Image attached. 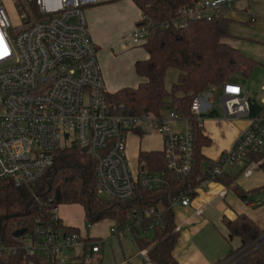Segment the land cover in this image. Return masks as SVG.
Wrapping results in <instances>:
<instances>
[{
	"label": "built area",
	"instance_id": "1",
	"mask_svg": "<svg viewBox=\"0 0 264 264\" xmlns=\"http://www.w3.org/2000/svg\"><path fill=\"white\" fill-rule=\"evenodd\" d=\"M112 1L0 0V182L28 189L35 201L39 200L41 187H46L55 172L57 154L73 147L94 161L95 188L104 198L127 202L135 197L138 187L150 191L167 187L164 172L132 169L128 144L133 133L160 135L167 170L179 178H187L193 172L195 139L191 120L202 126V95L191 105V118L172 109L132 116L126 113L123 103L111 101L99 50L92 40L83 8ZM238 1L195 0L192 6L177 10L165 20L142 13L131 37L135 42L145 43L159 30L212 22L232 10ZM9 6L19 27L9 21ZM220 97L225 118L247 119L249 126L219 166L210 172L214 178L246 162L249 154L264 153V105L259 114L252 116L244 89L235 83L225 84ZM178 122L186 124L184 132L174 130ZM211 182H201L197 192ZM38 184L39 190H35ZM192 200L181 195L172 207H188ZM58 209L53 210L51 220L38 221L32 239L27 240L25 234L17 239V245L0 247V255L23 251L26 257L40 256L64 264L68 261L63 251L84 243L85 263L92 264L93 255L101 252L103 241L88 242L79 234L68 232ZM161 215L154 208L144 210L122 228L112 225L110 233L118 239L128 235L135 239L146 231L143 219L151 220L148 231H152L161 224ZM142 254V264H151L148 251Z\"/></svg>",
	"mask_w": 264,
	"mask_h": 264
},
{
	"label": "trees",
	"instance_id": "2",
	"mask_svg": "<svg viewBox=\"0 0 264 264\" xmlns=\"http://www.w3.org/2000/svg\"><path fill=\"white\" fill-rule=\"evenodd\" d=\"M114 1V0H113ZM143 14L157 20L170 19L184 7H190L195 0H133ZM230 21L218 17L212 22H197L185 29H163L150 36L143 48L149 59L138 61L135 70L138 77L145 79L138 88H123L111 96L114 103H123L128 115L136 116L144 112L160 114L172 109L181 116L191 118V105L194 99L215 90L220 96L222 87L234 83L237 77L249 79L253 70L261 65L245 56L240 50L229 46ZM264 66V64H263ZM180 72L178 81L170 92L165 87V77L170 70ZM261 108L251 104V115L259 114ZM214 114V113H213ZM195 139V165L187 178H179L168 171L162 152H141L139 165L144 171L164 172L168 186L159 190H144L138 187L135 197L127 202L107 199L98 194L95 188L96 175L94 161L79 148H71L57 154L58 163L54 174L47 182L45 192L34 201L28 215L10 219L0 225V247L17 245L15 232L26 229L34 233L38 221L51 220L53 210L62 205H79L85 212L87 221L97 224L111 221L119 228L136 218L140 212L156 209L162 212L161 224L148 231L150 219H143L145 232L134 240L139 250H147L151 264H178L173 256L179 232L175 225L172 203L181 195L194 199L197 188L203 181H212L232 189L239 197L244 192L236 185V178L225 173L212 177L219 166L208 160L202 150L210 145L204 136L202 126L191 120ZM61 160V161H60ZM248 164H260L264 172V153L249 154ZM38 184L35 190H39ZM256 192L264 191V186ZM0 198L19 202L25 209L33 200L32 193L15 186L11 182H0ZM25 212V210L23 211ZM231 237L240 238L242 246L226 260L216 264H264V229H261L249 216L240 214L233 221L224 219ZM70 233L80 234L79 229L64 225ZM148 231V233H147ZM26 233V234H27ZM137 234V232H135ZM88 242H93L87 239ZM0 264H59L55 259L34 256L26 257L23 251L15 255H0ZM64 264H86L85 256L75 257ZM96 264H101L98 262ZM131 264V263H126Z\"/></svg>",
	"mask_w": 264,
	"mask_h": 264
},
{
	"label": "crops",
	"instance_id": "3",
	"mask_svg": "<svg viewBox=\"0 0 264 264\" xmlns=\"http://www.w3.org/2000/svg\"><path fill=\"white\" fill-rule=\"evenodd\" d=\"M130 1L134 3L133 0ZM255 2L256 0H239L235 3L232 10L223 13V17L230 21L229 37L225 43L240 50L245 56L258 61L263 66L264 15L262 18L256 15ZM141 16L142 12L139 9V19L137 21L136 19L134 20L135 24L138 23ZM95 39L93 40L92 38L100 54L101 51L98 46L100 38L96 36ZM135 44L141 45L140 47L143 46L142 42H135ZM125 48L123 47V49ZM142 49L144 50L143 47ZM148 59L149 56L145 52L143 59L133 61L134 70L135 64L138 61ZM106 68L107 66H104V71L103 69L102 71L110 96L123 88L136 89L146 81L136 74L138 77L136 80L126 79L120 83L117 80L115 83L112 77H110V70ZM259 71L261 70L256 67L247 83L243 82L240 79L241 77H237L234 83L244 89V93L252 105L262 108L264 105V82L261 84L259 90L253 88L255 75ZM176 72L177 78L172 86L178 81L180 72L177 70ZM171 88L166 87V90L170 92ZM216 92L215 90L207 92L209 97L202 95V130L204 136L210 140V145L202 150V154L214 163L220 161L232 149L235 141L249 126L247 119L233 120L225 118L223 113H219L216 110V108L222 105L221 101H218V97L215 96ZM168 110H164V112ZM173 127L178 132L186 130V124L183 122L176 123ZM163 148L164 142L160 135L147 136L139 133L130 135L128 158L132 169L134 171L140 169L139 155L141 152H162ZM226 173L236 178V185L244 192V197H239L232 189L222 184L211 182L207 188L197 192V196L192 200L190 206L175 205L172 207L175 215L176 229L179 232V239L173 252V256L178 264H216L226 260L234 251L241 248V239L231 237L229 230L224 224V219L233 221L238 215L246 214L261 229H264V191H255L264 186V172L260 169V164L239 163L229 168ZM74 206L79 205H62L58 209V212L60 211L58 216L62 223L72 228L75 227L69 223H65V218L70 213L65 212L63 209L64 207ZM83 213L85 216L84 209ZM112 225L113 223L110 221L108 236L106 237L99 236L96 233L92 235L88 234L87 239L93 241L100 240L104 243L101 252L93 255L92 264L98 262L102 264L103 260L99 256L104 253L107 242L112 238L115 239L110 233ZM130 238L137 245L134 238L132 236ZM134 256L132 253L126 254L122 250V259L114 256V261L116 264H133ZM119 259L120 261H118Z\"/></svg>",
	"mask_w": 264,
	"mask_h": 264
},
{
	"label": "rangeland",
	"instance_id": "4",
	"mask_svg": "<svg viewBox=\"0 0 264 264\" xmlns=\"http://www.w3.org/2000/svg\"><path fill=\"white\" fill-rule=\"evenodd\" d=\"M83 10L93 40H96V36L100 38V40H98V46L101 51L99 54V62L103 71L104 66H107L110 70V77H112L115 83L117 80H119V83L126 79H131L132 81L136 80L138 77L133 67V61L141 60L145 56L144 50L140 47L141 45L135 44V41L131 37V33L136 26L134 20L136 19L137 21V19H139V9L136 5L130 0H114L103 4L89 5L84 7ZM8 12L11 25L19 27L20 24L11 6L8 8ZM255 12L258 17H263L264 0H256ZM123 47L126 48L123 49ZM114 66L115 69L113 70ZM257 67L261 71L255 75V82L253 84L255 90H259L261 84L264 82V66L259 65ZM176 78V70L167 72L165 77L166 87L171 88ZM250 78L245 79L241 77L240 79L247 83ZM115 87L117 86L115 85ZM205 96L206 94H204V97ZM220 99L221 97L219 96L218 101H220ZM45 189L43 185L40 193L45 192ZM24 210L25 207L23 204L0 198V217L23 214ZM63 210L70 213L67 218H65V223H69L79 229V235L82 239H87L88 234L92 235L94 233L102 237L108 236L110 221L104 220L97 224H93L86 220L83 209L80 206L64 207ZM58 213H60V211ZM89 225H91V228L88 229ZM26 238L27 240L32 239L33 234L27 233ZM122 250L126 254L132 253L135 255L133 264H142V251L138 249L130 236H125L122 239H110L105 246L104 253L99 256V258L103 260L102 264H116L114 256L122 259ZM85 253L86 249L84 243H80L64 250L63 256L67 257V261H69L75 257H83ZM61 257L62 254L59 259ZM120 259L118 261H120Z\"/></svg>",
	"mask_w": 264,
	"mask_h": 264
},
{
	"label": "water",
	"instance_id": "5",
	"mask_svg": "<svg viewBox=\"0 0 264 264\" xmlns=\"http://www.w3.org/2000/svg\"><path fill=\"white\" fill-rule=\"evenodd\" d=\"M216 110L219 113H222V107L221 106L219 108H216ZM34 201H35V198H33V200L29 203V205L27 206V208L25 209V212L23 214L7 215V216H4V217H0V225H2L4 222H6V221H8L10 219H14V218H18V217H21V216H24V215H28L29 212H30V209H31V207H32V205L34 203ZM26 233H27V230L26 229L19 230V231L15 232L14 238L15 239L21 238Z\"/></svg>",
	"mask_w": 264,
	"mask_h": 264
}]
</instances>
